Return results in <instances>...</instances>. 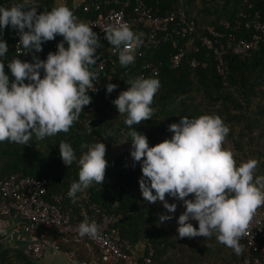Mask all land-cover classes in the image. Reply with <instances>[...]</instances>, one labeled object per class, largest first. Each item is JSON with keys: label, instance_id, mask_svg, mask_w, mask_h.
<instances>
[{"label": "clouds", "instance_id": "9594fccd", "mask_svg": "<svg viewBox=\"0 0 264 264\" xmlns=\"http://www.w3.org/2000/svg\"><path fill=\"white\" fill-rule=\"evenodd\" d=\"M37 8L34 2L30 5V0H19L10 6L0 4V142L25 145L33 135L43 140L59 132L67 133L90 104V90L96 91L98 73L92 66L98 64L97 49L102 47L97 33L88 23L78 20L66 4L39 13ZM6 26L17 31V43L23 55H31V62L19 56L5 62L9 51L3 39ZM57 35L62 39L56 51L48 52L45 59L35 54ZM104 38L118 53L121 66L134 63L142 40L127 23L109 26ZM126 83L129 87L112 103L125 116L124 123L130 129V155L141 165L139 188L143 199L163 202L169 213L177 204L168 203L166 194L181 201L184 210L177 218L179 237L215 236L218 243L242 254L241 240L255 211L264 205V175H257L260 160L249 158L237 163L234 153L224 147L230 129L215 114L181 116L178 123L168 125L170 138L149 146L147 137L133 126L152 118L151 105L160 81L137 76ZM116 88V84L107 83L106 94ZM58 146L66 167L78 165V180L71 183L67 193L75 202L79 199L77 193L104 181L106 145L99 140L81 145L87 150L79 157L69 142L62 140ZM167 219L171 217L159 216L160 222ZM193 220L198 227L193 226ZM3 231L0 229V233ZM77 231L80 237L97 239L100 226L86 219Z\"/></svg>", "mask_w": 264, "mask_h": 264}, {"label": "trees", "instance_id": "16d2710c", "mask_svg": "<svg viewBox=\"0 0 264 264\" xmlns=\"http://www.w3.org/2000/svg\"><path fill=\"white\" fill-rule=\"evenodd\" d=\"M151 1L156 5V13L176 7H182L188 13L196 10L198 30L202 33L206 32V27L213 24L220 26L222 21L234 18L239 11L249 6L246 0ZM252 2L254 10H260L264 17V0ZM239 34L242 32L239 31ZM61 38L57 35L51 44ZM185 44L186 38L175 36L155 50H149L145 56L136 53L134 63L127 67L121 66L118 61L109 81L116 84L117 88L107 94L105 90L98 97L89 92L92 97L90 104L84 107L79 119L67 133L59 132L43 140H37L33 135L25 145L0 142V181L11 174L46 178L48 197L55 193L67 194L71 183L78 180L79 169L76 163L70 167L63 164L58 144L62 140L69 142L79 157L82 151L87 150L82 149L81 145L99 140L106 145L105 159L108 164L105 179L100 185L93 183L85 190L90 195L89 200L82 197L84 192L77 193L79 199L75 202L66 197V206L72 207L73 213H78L83 205L95 203L105 212L122 215L115 223L122 239L128 240L132 246L145 240V254L153 251V264H224L223 261L234 264L237 254L218 243L215 236L210 239L203 236L179 237L177 218L184 210L181 201L166 194L168 203L177 204L175 211L169 213L163 202L152 203L143 199L139 188L141 165L130 155V129L124 123L125 116L120 115L112 103L122 90L129 87L126 80L141 76L142 62L147 58L155 59L160 62V73L156 77L161 86L151 105L153 116L133 126L147 137L149 146L170 138L172 133L168 131V125L178 123L181 116L191 118L215 114L230 129L224 147L234 153L237 163L249 158L259 159L257 175H264V43L248 55L228 53V73L225 76L218 72L212 52L201 43H197L198 51L188 47L181 66L172 67L170 56ZM48 45L50 43H46V47ZM39 57L45 59L43 55ZM194 58L200 60L198 65L192 64ZM26 60L31 62V55H27ZM5 71H9L7 66ZM119 187V204L114 206ZM261 207L264 208V205ZM161 214L169 215L171 219L160 222ZM191 222L194 227H198V222ZM48 235L59 241L61 246L65 244L69 249H76L82 259L93 261L92 257L81 255V248L75 247L72 239L65 241L56 233ZM91 248L96 251L94 246ZM0 264H33V261L22 250L5 248L0 249Z\"/></svg>", "mask_w": 264, "mask_h": 264}, {"label": "built area", "instance_id": "2783aa9c", "mask_svg": "<svg viewBox=\"0 0 264 264\" xmlns=\"http://www.w3.org/2000/svg\"><path fill=\"white\" fill-rule=\"evenodd\" d=\"M247 9L239 11L232 19L206 27V32L198 30L197 11L188 13L182 7L167 8L156 13V5L151 0H30L34 2L37 12L49 11L57 4H66L78 20L88 23L98 35L101 48L97 49L99 58L92 70L98 73L96 91L90 92L98 97L106 90V84L112 79L116 71L118 53L104 38L105 30L109 26H119L127 23L130 28L140 35L142 44L137 49L138 56H145L149 50H155L161 44L175 36L186 38V44L170 56L172 67H180L188 47L199 48L197 43L212 52L218 72L225 76L228 73L226 55H248L259 49L264 43V17L260 10H254L252 0H246ZM19 0H0V4L10 6ZM239 31L242 34H239ZM3 39L8 43L9 51L4 58L5 62L19 56L26 60L27 55L17 43V31L6 26ZM62 39V38H61ZM60 39V40H61ZM59 40V41H60ZM51 40L43 43L42 51L35 53L46 58L48 52L56 51L57 43ZM46 43H50L46 47ZM200 60L194 58L193 65ZM206 63V61H204ZM7 66V65H5ZM141 76L153 77L160 73V62L155 59H145L140 65ZM118 96V95H117ZM117 198L113 205L119 204L120 187L117 188ZM89 193L84 191L82 197L89 200ZM68 194L55 193L48 197V183L46 178H37L30 175L20 176L11 174L0 181V216L12 219L21 225L26 232H33V240L27 245L25 253L34 259L41 258L47 247L62 249L70 259L79 260L81 264H89L88 260L80 259L76 249L63 248L59 241L52 239L48 234L56 233L63 240L69 241L80 238L78 225L84 221H95L100 226L99 238L83 237L89 245L97 249L104 261L122 264H153L152 254L140 257L133 249L132 244L122 239L119 228L115 225L122 215L115 212H105L97 204L83 205L78 213L66 205ZM93 210L92 213L90 210ZM244 246L242 254L237 255L234 264H264V208L258 207L247 234L242 238Z\"/></svg>", "mask_w": 264, "mask_h": 264}, {"label": "crops", "instance_id": "0c3cea01", "mask_svg": "<svg viewBox=\"0 0 264 264\" xmlns=\"http://www.w3.org/2000/svg\"><path fill=\"white\" fill-rule=\"evenodd\" d=\"M0 229L4 230L2 233H0V249L14 248L25 252L27 245L33 240V232H26L21 225L15 223V221L12 219L0 216ZM58 237L61 238L60 236ZM71 239L73 240L75 247L81 248V251L83 252L81 255L88 258L92 257L93 261H88L89 264H122L104 261L99 256L97 249L96 251H93L91 248L92 246L89 245L83 237H72ZM62 247L67 248L65 244H63ZM146 247L147 242L142 240L133 246V249L140 257H143L146 255ZM29 259L33 261V264H81L79 260L68 258L62 249H57L54 247H47L41 258L34 259L29 257ZM80 259H82L81 256Z\"/></svg>", "mask_w": 264, "mask_h": 264}, {"label": "rangeland", "instance_id": "374dc122", "mask_svg": "<svg viewBox=\"0 0 264 264\" xmlns=\"http://www.w3.org/2000/svg\"><path fill=\"white\" fill-rule=\"evenodd\" d=\"M223 263L226 264L225 261H223Z\"/></svg>", "mask_w": 264, "mask_h": 264}]
</instances>
